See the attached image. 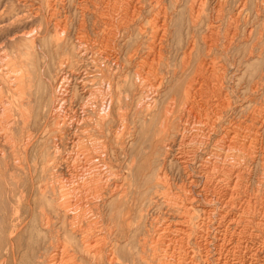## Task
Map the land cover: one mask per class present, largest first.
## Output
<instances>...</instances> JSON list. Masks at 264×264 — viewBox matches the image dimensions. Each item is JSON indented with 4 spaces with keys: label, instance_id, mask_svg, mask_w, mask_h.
I'll list each match as a JSON object with an SVG mask.
<instances>
[{
    "label": "bare ground",
    "instance_id": "6f19581e",
    "mask_svg": "<svg viewBox=\"0 0 264 264\" xmlns=\"http://www.w3.org/2000/svg\"><path fill=\"white\" fill-rule=\"evenodd\" d=\"M45 2V7H41L51 15L60 12V8L65 10L67 4L70 10L79 12L82 20L77 33L82 35L75 40L77 46H72L61 58L51 91L47 93L50 95L47 105L43 79L41 93L37 90L41 94L38 111L34 112L31 97L35 95L30 91L33 79L32 76L26 79L27 69L20 59L18 73L15 79L12 77L13 103L8 101L3 105V100L0 101L5 117L11 118L8 129H14L17 136L15 139L11 133L5 141L9 139L12 151L23 155L14 160L6 157L9 159L7 165L5 162L7 178L14 190L18 184L24 185L29 176L34 185L39 170L56 178L63 179L66 173L74 177V181L66 180L58 189L53 185L51 189L41 185L38 188L39 196L52 204V209L42 211L43 221L45 228L55 232L57 241V244L48 243L39 264H84L85 261L89 264H264V196L260 194L264 186V75L254 79L246 90L240 86L234 90L240 106L237 102L233 106L229 92L221 85L212 95L205 91L216 67L212 59L215 51L229 54L232 49L239 55L238 49L242 47L236 43L238 31L234 28L227 31L224 42L220 43L223 13L233 2L231 20L237 21L250 6L257 20L255 27L244 33L251 45L238 58L239 65L256 59L258 68L264 70V0H214L215 20H207V0H190L187 13L199 31L180 47L181 64L177 69L169 66L166 53L169 50L177 53L176 47L171 48V10L179 5V0H98V5L87 0ZM90 6L93 15L97 12L92 31L93 69L81 70L77 60L91 57L82 46L87 23L84 15ZM61 24L57 25L61 36L56 35L59 42L56 41L66 45L69 17ZM62 36L65 39L61 42ZM31 53L30 57L35 55V51ZM190 74L192 78L186 80ZM146 75L152 76L153 82L146 83ZM79 96L85 97L84 104H78ZM215 101L217 104L210 109L209 102ZM194 105L199 107L200 114L192 112ZM91 114L93 136L87 135L85 129ZM48 122H52V128ZM41 123L43 127L39 129ZM145 123L155 127L154 152L148 156L152 158L149 171L152 177L136 194L132 193L133 203L124 213L125 219L116 229L104 231L103 209L109 198L127 192V177L136 170L139 158L132 156L129 147L137 143V134ZM36 129L41 136L33 133ZM177 140L179 147L174 150ZM31 149L35 151L33 164L25 162ZM4 155V149H0V159L7 156ZM171 159L183 175L180 187L168 166ZM258 173L261 175L255 190L253 178ZM19 176L23 177L20 183ZM88 179L93 180L94 186L93 219L87 218L83 223L81 188ZM42 199L39 198L40 203ZM21 202L22 199L18 200L19 205ZM70 217L76 222L66 224ZM53 226L56 229L52 230ZM7 228L11 242L19 230L11 222ZM61 251L65 258L60 262Z\"/></svg>",
    "mask_w": 264,
    "mask_h": 264
},
{
    "label": "rangeland",
    "instance_id": "374dc122",
    "mask_svg": "<svg viewBox=\"0 0 264 264\" xmlns=\"http://www.w3.org/2000/svg\"><path fill=\"white\" fill-rule=\"evenodd\" d=\"M87 1L88 2L92 1L95 4H97L98 0H87ZM179 1H180L179 5L176 8H173L171 10L173 13L172 14V23H171V36L173 38V43H171V48L176 47L177 53L174 52L175 50H173L171 53L169 50L170 48H168L169 52L166 53V55H167L166 61L169 63V66L171 68H176V69L181 64L182 48H180V47H184L186 44V41L189 38L195 36L196 33L199 31V29L192 24V21L189 18V13H187L188 12L187 7L189 5L190 0H179ZM207 1H208V7L206 8L207 9L206 13L208 15L207 20L208 19L209 20H213V19L215 20V18H217L216 12H214L212 9V5L214 3L212 1H214V0H207ZM32 2H30V0H21V1H18V0H0V87H1L0 88L1 89L0 90V101L3 100L1 102L2 104H3V102L6 103L8 101H12V103H13V99L15 98V96L13 95L14 93L12 94V92H13L12 83H13V80L15 79V77L18 73V70L20 68V64H21L20 62H22V65H24L25 68L27 69V71L25 73L26 79L28 76H32V79H33L32 87H31V89H33V90L30 89V91L32 93V96L33 95H35V96L31 97L32 98L31 100H32V106L34 107L33 110H35L34 112H37L38 111V108H37L38 104L37 103H38L39 97L41 95L40 94L41 93L40 88L43 86L44 92L46 91L45 92V96H46L45 97V104L47 105L48 104L47 101L50 97V95L49 94L47 95V93H50V91H51V82H53L55 79V74L58 71L57 69L59 68L61 58L63 56H66L65 52L70 50L72 48V46H75V47L77 46V43L75 40L77 37L82 35V34L78 35V33H77L79 26H80V23H81V20H82V15L79 12L75 13L73 9L70 10L71 7L68 4H67L65 10H64V8H62V9L60 8L59 9L60 12L58 11L57 14L51 15L50 13H48L47 11L42 9V7H41V5L43 7H45V3H46L45 0H37V1H32ZM76 2H77V0H76ZM30 3H32V4H30ZM167 4H168V6H170L169 1L167 2ZM171 4H172V2H171ZM233 5L235 6L234 2L230 6L228 5L227 8L225 9L224 13H223L224 14L223 15L224 16V21H223L224 23H222V25H221L222 28H221V35H220V43L222 44L224 42V36H226L227 31H229L230 29H231L230 31H234V29H235L236 32L237 31L239 32V33L238 32L236 33V35H238V36H236V43L239 45H242V47L238 49V51H240L239 55H238V53H236L237 50L234 51L232 49L229 51V54L224 53L223 51L220 52V50L215 51V53L213 54L214 56L212 55V59H215L214 61H216V67L212 70L213 75L210 76V78H209L210 84L208 85V88L205 91L209 95H212L214 93V91L217 90V88L220 87V85H221L229 92V95L231 96V102H232L233 106H235L236 102L238 100V97H237L236 93H234V90L237 89L239 86L242 87L244 90H246L249 87V85L253 82L254 79H258L261 76V74L264 75V70H263V67L261 70L258 68V63H255L256 59L245 62L244 65L243 64L239 65L238 60L240 59V57H243L244 53L246 52V49L248 51V49L251 45V42L246 41V40H248V38H247V35H245L244 33L246 32V30L252 28L253 26L255 27V25L257 24V22H256L257 20L255 21L254 14L252 13V10H251V6L248 9H246L240 15L239 18H237V21H234L233 19L231 20L230 17H231L232 12L235 8V7H233ZM36 7H37V9H36ZM39 7L41 8V11L38 10ZM30 8L31 9L34 8V9L31 10ZM67 9L70 11L67 12L68 11ZM34 10H35V12H34ZM42 10H43V12H42ZM32 12H34V13H32ZM48 14H50V15H48ZM64 15H65V17L66 16L69 17V33H68L67 37L64 36L66 39L63 36L61 37V39H62L61 42L65 39L69 44L59 45V44H57L59 42V40L56 38L57 37L59 38V36H61V34H59L60 30L57 29V25H59V23H60V25H62L61 22H63V19L65 20ZM84 16H85V22H87V23L85 24L86 30L83 32L84 33L83 37H84L85 41L83 42L82 46H83V48H85V50L87 52L90 53L89 56H91V57L86 59V61L77 60V67L78 68L80 67L81 70H84V68H86V67L93 69V54L92 53H93V38H94V36H93L92 31L94 30L93 29L94 28V25H93L94 21L93 20L97 19V12L95 13V15H93V6H90L88 13H86ZM78 17H79V20H78ZM244 21H246V22H244ZM231 22L234 23L232 26L230 24ZM259 22L261 23L262 20H259ZM237 24H239L238 28L236 26ZM97 27H99V26H97ZM56 30H57V33H56ZM21 35L23 37H21ZM56 35H57V37H56ZM28 36L32 37L34 42H32L31 41L32 39L31 38L29 39ZM25 37L28 39H26ZM12 40H13V42H12ZM56 40H58V42ZM245 43H246V45H244ZM33 50L35 51V53ZM31 52H33L35 55L30 57L29 54ZM33 53H31V54L33 55ZM27 54H28L29 58H28V56H26ZM45 54L47 55V58L45 57L46 56ZM223 54H224V56H223ZM36 56H37V58H36ZM48 57H50V58H48ZM48 59H50V60H48ZM45 61H47V62H45ZM262 62L264 63V57L262 59ZM149 63H150L149 61L146 62L145 67L147 70L150 67ZM82 66H83V69H82ZM6 68H7V70H6ZM12 69H13V71H12ZM131 76L129 77L130 79H132ZM192 76H193V74H190L189 76L186 77V80L187 79L190 80L192 78ZM145 77H146L145 78L146 83L150 84L151 82H153L152 76L146 75ZM41 80H43V85L41 84L42 86L40 85ZM241 83L244 85H241ZM35 84H37V85H35ZM36 86H38L39 89ZM176 86L178 87V85H176ZM37 90L40 93H38ZM68 90L71 93L72 87L70 86V88ZM176 90L178 92L180 91L179 88ZM32 91H34V92H32ZM34 93H36L38 96H36V94H34ZM131 93H132V91H131ZM10 94H11V96H10ZM36 97H38V98H36ZM84 101L86 102V99L84 96L78 97V104H80V103L84 104ZM1 103H0V107H2V108H0V112H1L0 113V137H1L0 138V140H1L0 145L2 144L3 148L0 147V149H4L5 155H7V156L4 155L5 157L0 159V161H1V163H0V165H1L0 166L1 167L0 174L1 175L5 174V176L0 175V180H3V181H0V185L2 186V187H0V192H1V194H0V264H1V262H5V261H6L5 264H39V260H40L39 257L44 252V249L48 245V243L51 241H54V243L57 244V241L55 240V232L48 230L47 227H46L47 228L46 229L45 225H44V221H43L44 218H43L42 211L43 210L48 211V209H52V206H51L52 204L51 203L47 204L42 199V197L39 196L40 194L38 192V188L41 185L42 187H47L48 189H51V186L53 185V187L55 189H58L61 187L60 185L63 184L66 180L70 179L71 181H74V177L70 176V175H68V173H66L65 174L66 176L63 179H62V177L56 178V176L51 175L49 173L48 174H42L39 170L35 176L36 178L34 177V180H35L34 185H32V178L29 176V177H27V181H25L24 185L18 184V187L20 185L21 186L19 188L16 187V190H14L13 185L11 184L9 179L7 178L9 171L7 170L6 165L8 164L7 162L9 159L14 160L18 157L21 158L23 155H19L18 153L16 154L12 151L11 147L9 146L11 144V143H9V139L5 141L6 137L9 136L11 133H14L15 130L14 129H11V130L8 129L9 123H11V120H10L11 118L5 117L7 114L3 112L4 106H2ZM216 104H217L216 101L213 104H212V102H209V108L213 109V105H216ZM5 105H7V104H5ZM237 105L240 106V103L237 102ZM32 106H31V109H32ZM194 107L195 108H194V110H192V112L195 111L196 113L200 114L199 107L197 105H194ZM44 109H46V107ZM9 111H10L9 112V114H10L12 111V106H10ZM31 112H32V110H31ZM30 115H31L30 121H32L33 115H34L33 112ZM1 117H2V119H1ZM90 119H89V122L88 121L86 122L85 129L87 131V135H90V133H91V136H93V114H91ZM185 119L186 120L189 119L188 111L185 113ZM1 121H3V123ZM4 125H6V126H4ZM48 125H50L49 128L53 127L52 122H51V124L49 123ZM42 127H43V123H41L38 128L42 129ZM148 127H150V128H148ZM1 128H2V130H1ZM4 130L7 131L6 132L7 134L5 133ZM139 131L140 132H138V134H137V140H136L137 143L135 142V143H133V147H131V146L129 147V150L133 154L132 155L133 157L136 158L139 156L138 159L136 158L137 159L136 170H135L136 172L135 171L132 172L131 175L128 176L129 178L127 177V180H126L127 192L126 193L121 194L120 197H114V198L108 199L109 204H107L103 209V218L101 221V226H102V229L104 231H107L109 229L114 230L117 228L118 224L123 219H125V214L128 211L129 207L133 203L131 196L136 194L135 191L138 190L140 188V186H142L145 182H148L152 177L151 173L149 172L152 169V163H150L152 158H150L148 156H151V154L154 152L153 145H154L155 127H151L145 123L144 125H142L140 127ZM145 132H147V134ZM148 132H150V134ZM33 133L36 134V136H41L38 132V129H36V131H34ZM140 134H141V136H139ZM144 135H146L145 138H144ZM14 136L16 139L17 136L15 133H14ZM151 141H153V142H151ZM151 143H152V145H151ZM37 144L38 143L36 142L35 148H36ZM137 145H138V147H137ZM173 145H174V150H176V148L178 149L179 141L177 140L176 143H174ZM185 145L186 144H184V146ZM7 146H9V148ZM90 147H91V151L93 153V146H90ZM34 149L30 150L31 153L29 151L30 155L28 154V156L26 157L27 159L25 158L26 159L25 162L27 161L29 164L34 163V160H35V157H34L35 151H33ZM10 153H12L14 156L11 155ZM140 154H142L143 157ZM6 157H8V158L11 157V158L8 159ZM12 157H13V159H12ZM147 158H148V160H147ZM171 161H172V159H171ZM5 162H6V165H5ZM28 163H26V164H28ZM175 164H176V162L172 161L171 164L168 163V166L171 169V171L173 172V174H175L173 177L175 179V183L177 184V187L178 186L180 187L181 184L183 183V175L179 172L177 167H175ZM147 166H149V169ZM2 167H4V170ZM146 167H147V169H145ZM2 170L4 172H2ZM147 172H149L148 175H147ZM145 175H147V176L145 177ZM260 175L261 174L258 173L256 175V177L253 178V188L255 190L258 189L257 180L260 178ZM4 180H7V181H5L7 183L6 185H5ZM18 180L20 183L23 180V177L19 176ZM93 187H94L93 186V180L91 181L90 179H88L85 182V186L83 188H81L83 200H84L83 206L81 209V213L83 215L81 218V221H83V223H85L87 218L93 219ZM262 189L264 190V186H262ZM262 189H260V194L262 196H264V192ZM1 190H3V191H1ZM132 193H133V195H132ZM255 193H257V192H255ZM14 195H15V199L13 198ZM27 196H29V197H27ZM17 198H18V200L22 199V202L20 203V205L18 204ZM39 198L42 199L41 201L43 203L39 202L40 201ZM119 205H121V206H119ZM125 206L127 209L125 208ZM107 207H109V208H107ZM38 213H39V215H38ZM40 213L42 214V216ZM107 214H108V217H107ZM41 218H42V220H41ZM111 219H112V221H111ZM10 222L14 223V225H16L17 230H19L18 231L19 234L15 233L16 235H14V237H13L14 240L11 242L8 240L9 239V235H8L9 233H8V228H7ZM73 222L75 223L76 221L71 217L66 220V224L73 223ZM41 224H43L42 225L43 230H46V231L42 230V226L40 227ZM58 226H59V224H58ZM54 229H56V226L52 227V230H54ZM52 232H53V234H52ZM64 258H65V254L61 251V253L59 254V261H60V259H61V261L64 260ZM89 263L90 262L85 261L84 264H89Z\"/></svg>",
    "mask_w": 264,
    "mask_h": 264
}]
</instances>
